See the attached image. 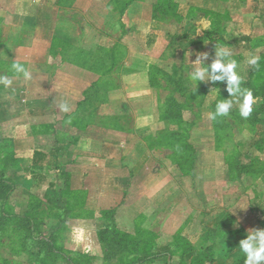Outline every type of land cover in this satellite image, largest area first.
<instances>
[{"label": "crops", "instance_id": "crops-1", "mask_svg": "<svg viewBox=\"0 0 264 264\" xmlns=\"http://www.w3.org/2000/svg\"><path fill=\"white\" fill-rule=\"evenodd\" d=\"M117 1L0 0V54L10 55L0 58V74L14 77V59L32 73L31 81L14 78V92L0 87V109L11 113L4 125L12 129L15 178L31 199L51 205L52 224L101 212L111 221L102 228L118 229L113 214L124 196L129 212L150 213L154 205L159 212L160 194L179 168L167 144L177 129L161 113L169 87H188L191 63L208 53L210 65L215 45L243 57L228 38L229 27H237L229 4L250 0H127L121 9ZM168 2L174 12L157 17L156 7ZM210 29L222 44L209 39ZM90 88L92 102L84 104ZM64 101L68 113L58 108ZM140 196L139 210L132 202ZM161 246L145 248L157 255L152 261L167 260Z\"/></svg>", "mask_w": 264, "mask_h": 264}, {"label": "rangeland", "instance_id": "rangeland-1", "mask_svg": "<svg viewBox=\"0 0 264 264\" xmlns=\"http://www.w3.org/2000/svg\"><path fill=\"white\" fill-rule=\"evenodd\" d=\"M126 1L118 0L117 8L121 9ZM229 5L237 27H229L228 38L242 53L238 71L246 83L251 66L244 62L245 56L249 53L264 56V0L246 1L238 8L233 1ZM255 39L262 45H257V40L255 44ZM9 56L0 54V58ZM10 63L2 64L7 67ZM187 83L189 86H182L181 92H178L180 87H169V95H173L181 106L183 122L174 124L176 131L189 129L190 132L187 137L183 132L175 142L176 147L173 146L171 156L179 163L178 174L160 194V211L157 212L154 205L149 208L150 213L129 212L131 201L124 196L122 206L118 205L117 213L113 214V222L118 226L120 236H127L132 248L140 242V250L147 256L152 254L147 248L155 251L158 245L170 243L176 250L171 257L175 264H243L244 257L238 251L239 241L245 238L248 229L264 228V111L258 113L259 108L264 110V100L258 97L253 105L251 116L255 115L254 120L251 116L242 119L233 109L231 118L210 121L206 113L214 111L218 90L194 95L190 91L193 90L191 81ZM204 84L207 83L199 82L197 88ZM172 90L177 92L172 93ZM0 107H4L1 101ZM9 114L0 109V171L17 182L10 192L6 204L9 208L4 215L12 212L23 216L30 209L31 197L25 183L18 180L20 169L11 158L12 129L4 125L11 116ZM155 155L160 159V152ZM44 192L40 189L41 195ZM114 201L119 202V197ZM143 201L140 196L132 204H137L140 210ZM50 208L49 203H40L39 215L35 214L44 222L36 234V241L28 237L17 219L8 218L6 231L0 232V264H80L81 261L82 264H129L140 255V251L123 254L116 250L113 257L106 258L98 234L104 229L102 227L110 225V215L100 212L86 221L66 218L65 224H56V220L52 224L48 219L53 213ZM3 211L0 210L1 215ZM76 229H83V237L79 240ZM46 238L53 244L50 241L51 245L43 246ZM150 264H167V260L156 259Z\"/></svg>", "mask_w": 264, "mask_h": 264}, {"label": "clouds", "instance_id": "clouds-1", "mask_svg": "<svg viewBox=\"0 0 264 264\" xmlns=\"http://www.w3.org/2000/svg\"><path fill=\"white\" fill-rule=\"evenodd\" d=\"M202 26L207 29L209 24L203 23ZM207 60L208 53H199L195 61L191 63L192 69L188 73V79L193 85L194 92L199 82L212 85L226 83L228 97L216 99L214 111L207 112L206 118L210 121H216L218 118H231L233 109H236L239 116L247 120L253 113V105L257 103L258 97L254 95L251 88L243 86L245 78L238 71L240 62L234 57L232 49L215 45V59L210 65L205 63ZM260 60V56L249 53L245 56L244 62L255 70L259 68ZM10 67L14 77L0 74V87L3 89L14 92L12 88L14 78H22L26 82L32 80V73L18 60L14 59ZM58 108L63 113L71 111V105L67 101L60 103ZM74 231L77 240L83 237V229ZM238 251L244 257L243 264H264V228L248 229L245 238L239 241Z\"/></svg>", "mask_w": 264, "mask_h": 264}, {"label": "trees", "instance_id": "trees-1", "mask_svg": "<svg viewBox=\"0 0 264 264\" xmlns=\"http://www.w3.org/2000/svg\"><path fill=\"white\" fill-rule=\"evenodd\" d=\"M173 4L171 2H168L166 4L160 3L156 9H155V15L158 17V13L161 14H171V12H174V6H172ZM208 37L210 40L212 41H217L218 43L222 44V42H224L221 33L218 32L217 29H210L208 31ZM260 66L258 69H253L251 67L250 71H249V77L247 82L243 85L244 87H248L253 89V93L256 97H262L264 100V88L260 89L261 87H264V56L260 57ZM183 78V77H182ZM182 83H180V86L175 85V87H180L178 89V92H181L182 89ZM174 87V88H175ZM187 87V86H186ZM211 88L214 90H218L219 93V97L218 99H222L225 97H228V93L226 91V88L224 87V83L221 84H216V85H212L211 84ZM210 89V86H202L197 88L196 92H194L193 90H190L192 92V94L196 95L201 91H205L208 93V90ZM172 93L177 92V90H172ZM97 92V91H96ZM103 99V97H101ZM92 102V94H91V88L88 89L86 91V97H85V103L84 104H89ZM264 107V105H263ZM161 113H162V118L164 121H166V123H168L169 125L171 124H180L182 121V114H181V106L179 105V103L176 101L175 97H173V95H170L169 98L167 99L165 105H163L161 107ZM263 112L264 110L259 108L258 109V113ZM256 114H258L257 112H255ZM255 115L251 116V119H255ZM252 120V121H253ZM185 134V137L188 136L189 134V129H187V131H183ZM183 132L181 131H174V133L171 134V136H169V138H171L170 140H168L170 142L174 143V147H176L175 142L179 139V137H182ZM174 138V139H173ZM42 153H35V162L37 163L42 157ZM13 160V159H12ZM13 185L16 186V181L14 180V178L10 177V176H6L3 173V170L0 171V210L4 209L2 215L0 214V232H2L3 230L6 231L5 228H7V221L8 218L11 219H17L18 224L20 226H22L25 229V232H27L29 234V238H31V240L36 241L37 237L36 234H38L39 231H41V227L44 224V222L42 221V219L38 218L36 215H39V210L38 207L40 205V201L36 200V199H31V203H29V211L26 212V214H24L23 216L20 215H15L14 213L10 212V214H6L4 215L5 212H7V209L9 208V206H7V202H9V195L11 194L10 192H13ZM7 208V209H6ZM36 214V215H35ZM100 240L103 244V249L105 251V256L107 259L113 257L112 255H114L116 252V250L118 252H123V254H132L131 252H133V254H135L136 252L139 251V246L136 245L135 247H131L132 243L131 241L128 240L127 236H120V231L119 229H117L115 226H110L107 228H104L100 231ZM50 238H53L52 236ZM44 244L43 246L46 245H51V243L53 244L52 240H49L48 238L44 239ZM232 244H237L235 242H233ZM132 248V249H131ZM45 249H43L42 251H44ZM164 252H163V251ZM175 249L172 248L171 245H165V246H161L160 248V256H163V254L165 253V255L168 257L167 258V264H175L173 262H171V257L174 255L175 253ZM60 256L63 257V259L69 261V259H67V257L64 254H61ZM188 256H191V254H189ZM208 256V255H207ZM83 257H85L83 255ZM155 257H157V255H154V257H150V256H143V257H136L135 259H133L134 261H132V263L129 264H149ZM80 262V261H78ZM204 263V262H203ZM79 264V263H77ZM82 264V261L81 263Z\"/></svg>", "mask_w": 264, "mask_h": 264}]
</instances>
